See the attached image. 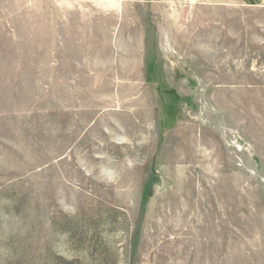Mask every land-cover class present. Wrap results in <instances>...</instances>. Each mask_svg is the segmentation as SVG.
<instances>
[{"label": "rangeland", "instance_id": "rangeland-1", "mask_svg": "<svg viewBox=\"0 0 264 264\" xmlns=\"http://www.w3.org/2000/svg\"><path fill=\"white\" fill-rule=\"evenodd\" d=\"M0 264H264V0H0Z\"/></svg>", "mask_w": 264, "mask_h": 264}]
</instances>
